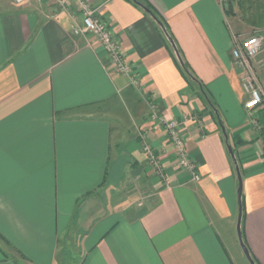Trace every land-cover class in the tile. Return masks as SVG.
<instances>
[{"label": "crops", "instance_id": "1", "mask_svg": "<svg viewBox=\"0 0 264 264\" xmlns=\"http://www.w3.org/2000/svg\"><path fill=\"white\" fill-rule=\"evenodd\" d=\"M144 1L174 45L131 1L86 0L136 88L93 35L73 34L77 0H0V264H248L241 195L240 238L264 264V103L244 107L230 54L241 26L218 0ZM256 57L263 89L264 50ZM161 120L182 122L198 182L177 167Z\"/></svg>", "mask_w": 264, "mask_h": 264}, {"label": "built area", "instance_id": "2", "mask_svg": "<svg viewBox=\"0 0 264 264\" xmlns=\"http://www.w3.org/2000/svg\"><path fill=\"white\" fill-rule=\"evenodd\" d=\"M16 4H23L26 0H13ZM61 5L66 4L69 0H55ZM79 2L80 10L82 12L81 25H77L72 29L74 35L91 34L103 47L109 62L112 66L113 72L118 75L126 76L130 85L138 87V80L133 74L131 65L125 60L122 55L119 43L112 37L111 32L106 28L100 19L96 16L95 11L90 8L86 0H77ZM229 0H218L221 8L228 4ZM264 47V30L259 31L252 36L246 37L241 41H234V46L231 50V57L234 62L241 68L239 79L242 83L245 94L248 95L249 100L244 104L248 111L253 110L262 101L263 91L258 85L257 78L251 69L250 62L258 55ZM149 109L151 117L157 118L156 106L149 102ZM167 134L168 141L172 144L176 154L177 167L187 173L192 181L198 182L200 175L197 167L190 160L186 152L185 142L182 134V122L176 120L164 121L161 120ZM143 150L149 158V162L155 168H159L158 161L149 150V146L143 143Z\"/></svg>", "mask_w": 264, "mask_h": 264}, {"label": "trees", "instance_id": "3", "mask_svg": "<svg viewBox=\"0 0 264 264\" xmlns=\"http://www.w3.org/2000/svg\"><path fill=\"white\" fill-rule=\"evenodd\" d=\"M129 1H131L132 3H134L135 5L143 8V9H145L146 13L148 15H150V17L159 25L162 33L169 39V41L171 40V42L173 43L172 45H174V42L172 40V36L170 34L168 26L166 25L165 21H163L162 18H160V16L155 13V11L150 7V5H148L144 0H129ZM233 1L237 2L238 8H240V10H242L243 13H246V11L243 9V5H242L244 3L243 0H229L228 6L226 5L227 7L225 6L226 8H224V10L226 9V11H227L226 14L228 16H231L234 13L233 12V6H232ZM251 20L253 23L264 22V10H259L257 13H255V15L253 16V18ZM253 23H252V25L255 26L256 24H253ZM173 51L175 53V55L173 57L176 58L175 61H176V64L179 68L180 73L183 75V77L187 81H189V82L192 80L194 81V79H195L194 74H193L190 66L188 65V63H186L183 60L180 51L177 50L176 47H174ZM240 204H241L242 213H243V195H241V197H240ZM241 223H242V216H241ZM240 229H241V226H240ZM244 248H246L245 245H244ZM254 264H257V263L254 261Z\"/></svg>", "mask_w": 264, "mask_h": 264}, {"label": "rangeland", "instance_id": "4", "mask_svg": "<svg viewBox=\"0 0 264 264\" xmlns=\"http://www.w3.org/2000/svg\"><path fill=\"white\" fill-rule=\"evenodd\" d=\"M55 1V0H54ZM27 2V0L25 1V2H23V4L24 3H26ZM243 9L246 11V13H243L242 12V10H240V8H238V6H237V2H234L233 1V3H232V6H233V9H234V11H235V13H233V15H231L230 17H232V18H235V20H236V23H239L240 24V30H241V33H242V37L241 38H237V37H234L233 38V45H232V47H231V50H232V48H233V46H234V41L236 40H241V39H243V38H245V37H249V36H252L253 34H255V33H257V32H259V31H262V30H264V22H262V23H260V22H256V23H253L252 22V18H253V16L255 15V13H257L259 10H264V0H243ZM229 3V2H228ZM227 6H228V4H227ZM228 9V8H227ZM258 9V10H257ZM227 12V11H226ZM225 12V13H226ZM257 19V18H256ZM252 23L253 24H256L255 26H253L252 25ZM251 25V26H250ZM244 27V28H243ZM249 27H250V29H249ZM255 31V33H252V32H254ZM264 50V47L262 48V50L258 53V54H260L262 51ZM230 54H231V51H230ZM257 58V57H256ZM255 58V59H256ZM255 59L254 60H252L249 64H250V66H251V69L253 70V63H254V61H255ZM132 67V66H131ZM254 72V71H253ZM255 73V72H254ZM256 75V74H255ZM258 82V81H257ZM261 88V87H260ZM262 88H263V86H262ZM264 90V88L262 89V91ZM263 94H264V91H263ZM262 100H263V103H264V95L262 96ZM149 103V102H148ZM155 105V104H154ZM126 110H127V108H126ZM115 113H117V112H115ZM122 113H123V111H122ZM127 113H129L128 111H127ZM117 125V126H119V131L122 133V134H124L123 132L124 131H127L128 129H125V128H123L122 127V124L120 123H116V121H111V125L112 126H114V125ZM140 201H138L137 203H139ZM138 205H140V203L138 204ZM242 242V241H241ZM243 243V242H242ZM244 244V243H243ZM249 252V251H248ZM69 253H70V255H73L74 254V252H72V251H69ZM252 258V257H251ZM253 260V259H252ZM248 262V261H247ZM248 264H249V262H248Z\"/></svg>", "mask_w": 264, "mask_h": 264}, {"label": "water", "instance_id": "5", "mask_svg": "<svg viewBox=\"0 0 264 264\" xmlns=\"http://www.w3.org/2000/svg\"><path fill=\"white\" fill-rule=\"evenodd\" d=\"M228 151L231 155V157H233V152H232V148L230 146H228ZM236 172L238 174V176L240 177V173L238 171V167H236ZM241 188H242V184H241V180H239V185H238V197H240L241 195ZM240 220H241V207L239 206V213H238V222H237V233H238V238H239V242L241 247L243 248V252L245 254L246 259L248 260V262L250 264H254V261L252 260L248 250L246 248H244L243 243L241 242V238H240Z\"/></svg>", "mask_w": 264, "mask_h": 264}, {"label": "bare ground", "instance_id": "6", "mask_svg": "<svg viewBox=\"0 0 264 264\" xmlns=\"http://www.w3.org/2000/svg\"><path fill=\"white\" fill-rule=\"evenodd\" d=\"M246 38V37H245ZM244 39V38H243ZM242 40V39H241ZM241 40H237V41H241ZM234 61V60H233Z\"/></svg>", "mask_w": 264, "mask_h": 264}]
</instances>
